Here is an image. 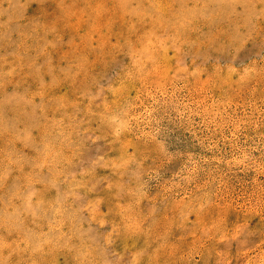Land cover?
<instances>
[{"label": "rangeland", "instance_id": "374dc122", "mask_svg": "<svg viewBox=\"0 0 264 264\" xmlns=\"http://www.w3.org/2000/svg\"><path fill=\"white\" fill-rule=\"evenodd\" d=\"M0 264H264V0H0Z\"/></svg>", "mask_w": 264, "mask_h": 264}]
</instances>
